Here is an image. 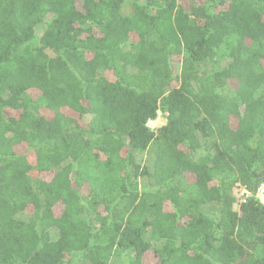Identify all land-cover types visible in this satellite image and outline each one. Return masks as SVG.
Returning a JSON list of instances; mask_svg holds the SVG:
<instances>
[{"label": "trees", "instance_id": "trees-1", "mask_svg": "<svg viewBox=\"0 0 264 264\" xmlns=\"http://www.w3.org/2000/svg\"><path fill=\"white\" fill-rule=\"evenodd\" d=\"M128 1L0 0V264H264V0Z\"/></svg>", "mask_w": 264, "mask_h": 264}, {"label": "rangeland", "instance_id": "rangeland-1", "mask_svg": "<svg viewBox=\"0 0 264 264\" xmlns=\"http://www.w3.org/2000/svg\"><path fill=\"white\" fill-rule=\"evenodd\" d=\"M131 1L132 0H129L124 7L123 13L125 15L130 14V8H131V3H132ZM174 86H176V84H174ZM165 124H166V119H165L164 115L162 113H159L158 118L155 121L149 123V127L152 130H157V129L161 128L162 126H164ZM139 162L141 163L142 166H146V165L150 166L151 165V160H149V156L147 154L140 156ZM143 185H144V182H141V188L143 187ZM241 193L242 192L240 191V195H241ZM235 209L238 210L239 205H237L235 207Z\"/></svg>", "mask_w": 264, "mask_h": 264}, {"label": "built area", "instance_id": "built-area-1", "mask_svg": "<svg viewBox=\"0 0 264 264\" xmlns=\"http://www.w3.org/2000/svg\"><path fill=\"white\" fill-rule=\"evenodd\" d=\"M250 196V194L246 190H242L241 197L244 199L243 202L246 201V199ZM257 197L261 201L262 204H264V185L259 189Z\"/></svg>", "mask_w": 264, "mask_h": 264}]
</instances>
